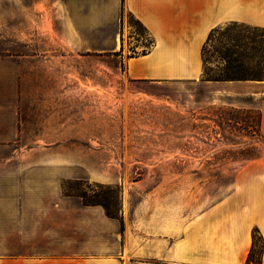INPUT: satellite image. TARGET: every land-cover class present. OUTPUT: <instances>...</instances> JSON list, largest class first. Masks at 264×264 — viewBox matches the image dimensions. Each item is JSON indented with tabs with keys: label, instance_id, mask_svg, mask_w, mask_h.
Here are the masks:
<instances>
[{
	"label": "crops",
	"instance_id": "crops-1",
	"mask_svg": "<svg viewBox=\"0 0 264 264\" xmlns=\"http://www.w3.org/2000/svg\"><path fill=\"white\" fill-rule=\"evenodd\" d=\"M124 10L151 41L124 59L134 97L171 101L190 85L197 92L183 107H253L264 137V79H204L202 58L219 25L264 29V0H0V264H248L254 230L264 264V171L257 164L243 167L226 195L190 212L183 209L180 172L161 168V160L177 155L153 154L158 168L140 184L121 182L114 171L119 202L116 215H108L63 191L62 181L80 177L70 166L85 177L84 157L22 148V51H115L128 29ZM203 88L209 99L199 97ZM238 98L252 104L232 100ZM69 128L55 138H68ZM128 152L111 161L131 159L123 157Z\"/></svg>",
	"mask_w": 264,
	"mask_h": 264
},
{
	"label": "rangeland",
	"instance_id": "rangeland-1",
	"mask_svg": "<svg viewBox=\"0 0 264 264\" xmlns=\"http://www.w3.org/2000/svg\"><path fill=\"white\" fill-rule=\"evenodd\" d=\"M122 14L128 29L115 51H22V148L84 157L85 177L70 166L71 176L80 177L62 181L63 191L72 196L71 202L99 204L108 215H116L119 202L120 184L110 183L114 171L123 174L121 182L140 184L158 168L153 154L177 155L175 160H161V168L180 172L183 209L190 212L226 195L246 165L257 164L264 171V137L253 107L185 108L181 103L186 95L197 92L190 85L171 101L133 96L124 59L145 52L151 41L125 10ZM202 58L204 79H264V29L219 25L209 34ZM210 95L203 88L199 97L206 100ZM232 100L252 104L248 98ZM66 126L69 137L55 138ZM49 141L59 144L47 147ZM126 149L130 154L123 157L131 159L111 161ZM258 255L259 243L248 264H257Z\"/></svg>",
	"mask_w": 264,
	"mask_h": 264
},
{
	"label": "trees",
	"instance_id": "trees-1",
	"mask_svg": "<svg viewBox=\"0 0 264 264\" xmlns=\"http://www.w3.org/2000/svg\"><path fill=\"white\" fill-rule=\"evenodd\" d=\"M203 65H204V62H203ZM251 239H252V248H251V252L248 255V261H249V257L251 256L253 250L255 248H257L258 243H259V246H260V243H261V237L259 236V234L255 230L251 233ZM258 263H259V255H258V262H257V264Z\"/></svg>",
	"mask_w": 264,
	"mask_h": 264
}]
</instances>
